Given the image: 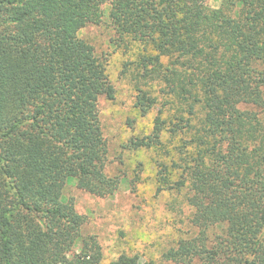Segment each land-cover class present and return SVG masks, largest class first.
Here are the masks:
<instances>
[{
  "label": "trees",
  "instance_id": "16d2710c",
  "mask_svg": "<svg viewBox=\"0 0 264 264\" xmlns=\"http://www.w3.org/2000/svg\"><path fill=\"white\" fill-rule=\"evenodd\" d=\"M104 5L119 47L137 46L133 108L154 113L128 149L156 153V192L179 194L194 230L163 259L264 264V0H0V264L103 259L63 190L108 198L127 181L108 173L106 62L78 36Z\"/></svg>",
  "mask_w": 264,
  "mask_h": 264
},
{
  "label": "rangeland",
  "instance_id": "374dc122",
  "mask_svg": "<svg viewBox=\"0 0 264 264\" xmlns=\"http://www.w3.org/2000/svg\"><path fill=\"white\" fill-rule=\"evenodd\" d=\"M223 1L203 0V4L217 8ZM102 9L101 22L81 29L78 36L89 42L106 62L115 93L113 99L100 98L98 107L103 134L109 143L108 173L123 175L127 181H123L114 196L98 198L78 189L69 180L63 196L72 199L76 211L86 217L84 232L98 236L103 249L99 264H110L121 252L138 256L142 264H173L166 262L162 255L180 239L192 236L194 230L188 221L189 210L179 194L156 192V153L128 149L127 142L131 137L150 130L154 113L140 117L135 112L134 70L129 63L137 55V46L131 45L128 50L119 47L108 19L109 6L104 5ZM139 83L142 89H153L149 81ZM132 177L135 178L134 186L129 183Z\"/></svg>",
  "mask_w": 264,
  "mask_h": 264
}]
</instances>
